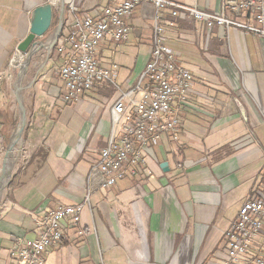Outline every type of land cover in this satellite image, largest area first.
Wrapping results in <instances>:
<instances>
[{"label":"crops","instance_id":"1","mask_svg":"<svg viewBox=\"0 0 264 264\" xmlns=\"http://www.w3.org/2000/svg\"><path fill=\"white\" fill-rule=\"evenodd\" d=\"M46 1L0 0V71L28 36L32 11ZM171 1L197 5L206 14L218 12L222 4ZM110 3L86 0L84 8ZM155 14L153 4L139 7L129 20L128 41L113 48L106 39L99 46L101 66H119L121 88L135 83L147 64ZM169 18L174 27L168 44L195 83L182 110L180 142L166 137L152 149L150 177L102 188L96 164L112 131L116 92L99 84L77 104L66 102L57 72L61 61L46 50L54 30L39 40L44 47L12 84L0 83V166L17 128L18 111L26 119L16 175L0 205V264H15L14 240L34 238V212L52 203H84V234L70 230L66 241L47 254L48 264L224 263L225 232L242 204L264 185V39L237 28L229 33L207 29L194 18Z\"/></svg>","mask_w":264,"mask_h":264},{"label":"built area","instance_id":"2","mask_svg":"<svg viewBox=\"0 0 264 264\" xmlns=\"http://www.w3.org/2000/svg\"><path fill=\"white\" fill-rule=\"evenodd\" d=\"M86 0H47L60 11L61 36L51 56L61 61L57 72L65 85V100L77 104L96 85H110L116 96L111 109L112 131L99 155L97 168L102 188L109 190L126 179L150 177L148 157L166 137L179 143L182 110L188 106L195 77L179 61L178 52L168 44L169 18L196 19L207 29L237 28L264 39V0H221L215 13H204L197 5L186 6L171 0H112L103 8H84ZM45 3V4H46ZM156 10L152 27L151 53L145 68L128 88L119 84V66L104 68L97 60L99 46L111 39L113 48L129 40V20L146 4ZM57 29L52 34L56 37ZM0 71V83H13L29 55L15 49ZM83 204L52 203L43 212H34L35 237H17L11 256L15 264H48L47 254L63 244L70 230L81 229ZM227 256L223 264H264V185L260 193L247 199L236 222L224 234Z\"/></svg>","mask_w":264,"mask_h":264},{"label":"water","instance_id":"3","mask_svg":"<svg viewBox=\"0 0 264 264\" xmlns=\"http://www.w3.org/2000/svg\"><path fill=\"white\" fill-rule=\"evenodd\" d=\"M61 18V17H60ZM31 21V27L28 33V36L18 45V50H21L24 53H27L29 55L27 61L25 62V68L28 67L29 61L33 58V56L36 54V52L39 51V49H42L44 46L40 44V39H44L47 37V34L52 30L53 24H54V9L51 4L46 3L44 5H41L37 8H35L30 16ZM63 29V21H60V25L57 27V33L55 34L56 37L54 40H52L51 45L46 50H54V47L57 43V41L60 38V34ZM240 107V112L243 116V118H246V110L243 108L241 103L237 102ZM247 119V118H246ZM22 126L23 128L18 132V134L15 137V140L11 144L10 148L8 149L7 158L4 162V170L2 171V175L0 176V187H5V182L8 176L10 175V171L6 168L7 160L12 152V150L16 147V145L21 141V137L24 133V128L26 126V119L25 114L23 113L22 118ZM8 170V171H7Z\"/></svg>","mask_w":264,"mask_h":264},{"label":"rangeland","instance_id":"4","mask_svg":"<svg viewBox=\"0 0 264 264\" xmlns=\"http://www.w3.org/2000/svg\"><path fill=\"white\" fill-rule=\"evenodd\" d=\"M60 21H61L60 20V11L55 10V13H54V24H53L52 31L53 30L56 31V28L60 25ZM110 87L112 88V90L114 92L113 87L112 86H110ZM20 99H22V100L24 99V94L22 92H20ZM16 101H15V103H16ZM15 106L18 107V103H16ZM18 114H19L18 115V119L16 121L17 128H16V131H15V134L13 135V139L6 145V148L2 152L3 156H6L5 160H6L7 155H8L7 151L10 148L11 144L13 143V141L15 140L16 135L20 131V127L22 126L21 123H22L23 115L19 111H18ZM25 129H26V126L24 128V131H25ZM23 135H24V133H23ZM23 135L21 137L22 138L21 141L12 150V152L10 154V157L8 159V160H10L9 165H8L9 166L10 175L6 179V182H5L6 184H5L4 190H3V192H2V194L0 196L1 197L0 198V205L8 198L7 196H8L9 188H10L11 184L13 183L12 181L14 179V176L16 175V170H17L16 162L18 160V156L21 154L20 151H21V147L23 145V140H24ZM4 162L5 161L3 159V162L1 163V166H0V168H1L0 169V176L2 175V171L4 170Z\"/></svg>","mask_w":264,"mask_h":264},{"label":"bare ground","instance_id":"5","mask_svg":"<svg viewBox=\"0 0 264 264\" xmlns=\"http://www.w3.org/2000/svg\"><path fill=\"white\" fill-rule=\"evenodd\" d=\"M19 100H20V96H19ZM23 128V126H21L20 127V130ZM20 132V131H19ZM10 157V156H9ZM9 159V158H8ZM9 162H10V160H7V164H6V168L9 170ZM7 170V171H8ZM3 190H4V186L3 187H0V196H1V194H2V192H3ZM1 198V197H0Z\"/></svg>","mask_w":264,"mask_h":264}]
</instances>
